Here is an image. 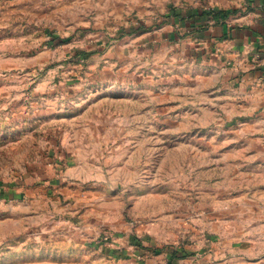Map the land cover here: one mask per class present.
Here are the masks:
<instances>
[{
	"label": "rangeland",
	"instance_id": "374dc122",
	"mask_svg": "<svg viewBox=\"0 0 264 264\" xmlns=\"http://www.w3.org/2000/svg\"><path fill=\"white\" fill-rule=\"evenodd\" d=\"M117 39L0 6V264H264V162L176 128L178 63Z\"/></svg>",
	"mask_w": 264,
	"mask_h": 264
},
{
	"label": "crops",
	"instance_id": "0c3cea01",
	"mask_svg": "<svg viewBox=\"0 0 264 264\" xmlns=\"http://www.w3.org/2000/svg\"><path fill=\"white\" fill-rule=\"evenodd\" d=\"M0 6L15 17L47 19L60 33L115 30V68L135 70L147 51L178 63L177 99L167 104L179 113L176 128L215 123L244 164L264 162V0H0ZM100 212L87 209L85 219L98 224L108 216Z\"/></svg>",
	"mask_w": 264,
	"mask_h": 264
}]
</instances>
